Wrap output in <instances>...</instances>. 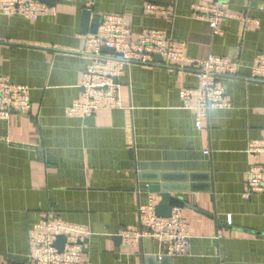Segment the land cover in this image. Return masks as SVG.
I'll list each match as a JSON object with an SVG mask.
<instances>
[{
  "label": "crops",
  "instance_id": "crops-1",
  "mask_svg": "<svg viewBox=\"0 0 264 264\" xmlns=\"http://www.w3.org/2000/svg\"><path fill=\"white\" fill-rule=\"evenodd\" d=\"M210 3L58 0L55 15L35 21L0 13V76L27 86L30 100L0 119V264H29L28 232L45 219L89 229L85 264H264V190L245 197L247 169L264 165V154L246 153L264 135V82L248 78L264 54V0H227L219 35L195 16L194 7ZM147 4L171 15L146 13ZM107 13L123 15L133 36L164 31L190 61L128 63L116 78L121 107L67 116L92 60L84 51L92 15ZM209 54L240 69L220 80L230 106L212 109L197 129L179 93L197 87L190 68ZM157 184L181 200L190 235L182 256L155 240L120 238L138 228L139 205L160 201L147 189Z\"/></svg>",
  "mask_w": 264,
  "mask_h": 264
},
{
  "label": "built area",
  "instance_id": "built-area-1",
  "mask_svg": "<svg viewBox=\"0 0 264 264\" xmlns=\"http://www.w3.org/2000/svg\"><path fill=\"white\" fill-rule=\"evenodd\" d=\"M52 1L55 3L58 0ZM226 3L227 0H211L209 5L194 7L195 16L205 21L214 35L222 33L221 24L228 17L225 12ZM144 11L171 15L166 7L156 4L145 5ZM0 13L35 21L44 15H55L56 12L51 5L40 0H0ZM102 48L112 52L102 53ZM84 51L92 55V60L81 74L79 99L65 109L66 115L70 117L88 118L104 109L121 107L116 78L128 63L155 64L156 55L161 58V64L168 67L190 61L184 56L181 46L164 31L148 29L133 36L124 16L112 13L99 16L96 32L85 37ZM192 64L190 69L198 85L182 89L179 95L182 108L194 112L195 127L199 129L202 120L212 109L230 106L220 80L237 77L240 64L213 54ZM248 78L264 82V54L255 56ZM29 108L28 87L0 76V119L7 117L11 110L23 112ZM246 153L264 154V135L251 140ZM246 174L245 197L248 198L252 193L264 190V165H251ZM138 218L137 229H124L119 233L125 244L136 245L143 239H151L162 244L168 256H182L187 252L190 235L179 207H173L168 217H160L156 215L152 202L141 204L138 206ZM90 234L89 229L83 225L59 219L39 221L28 232V241L32 247L29 264H85L83 244ZM58 236L65 238L60 251L55 246Z\"/></svg>",
  "mask_w": 264,
  "mask_h": 264
},
{
  "label": "water",
  "instance_id": "water-1",
  "mask_svg": "<svg viewBox=\"0 0 264 264\" xmlns=\"http://www.w3.org/2000/svg\"><path fill=\"white\" fill-rule=\"evenodd\" d=\"M41 2L47 4V5H53L54 1L52 0H40ZM91 16L90 11H85V19ZM92 22L94 23L93 29L91 31L92 33L96 32V28L99 22V16L98 15H92ZM104 50L109 51L110 49L104 48ZM111 51V50H110ZM155 59L161 60L159 56H155ZM10 112H15L14 110H11ZM150 190V192L158 193L160 196V201L155 205V213L156 215L160 217H168L170 215V211L172 207H179L182 205L181 200L179 198H171L169 197V191L165 188L164 185H151L147 188ZM65 241V238L63 236H58L55 241V246L60 251L63 243Z\"/></svg>",
  "mask_w": 264,
  "mask_h": 264
},
{
  "label": "rangeland",
  "instance_id": "rangeland-1",
  "mask_svg": "<svg viewBox=\"0 0 264 264\" xmlns=\"http://www.w3.org/2000/svg\"><path fill=\"white\" fill-rule=\"evenodd\" d=\"M62 249V248H61Z\"/></svg>",
  "mask_w": 264,
  "mask_h": 264
}]
</instances>
